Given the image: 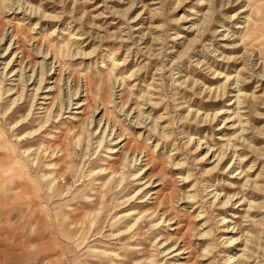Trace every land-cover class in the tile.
Masks as SVG:
<instances>
[{"label": "rangeland", "instance_id": "rangeland-1", "mask_svg": "<svg viewBox=\"0 0 264 264\" xmlns=\"http://www.w3.org/2000/svg\"><path fill=\"white\" fill-rule=\"evenodd\" d=\"M209 1L0 0V264H264V0Z\"/></svg>", "mask_w": 264, "mask_h": 264}, {"label": "bare ground", "instance_id": "bare-ground-1", "mask_svg": "<svg viewBox=\"0 0 264 264\" xmlns=\"http://www.w3.org/2000/svg\"><path fill=\"white\" fill-rule=\"evenodd\" d=\"M127 1V0H126ZM210 4L211 7H213V4H218L219 3V7L220 8H233L234 7H237L239 6V8H244L242 9L239 13L235 14V16L239 15V14H242V13H245L246 11L247 12H251L250 15H248L247 17H244L242 18L243 21L240 22V24L238 23L237 25V30H241V31H244L246 30L249 25H248V22L251 20V16L253 15V10H252V7H250L248 4H244L243 0H210L208 2ZM174 4V3H173ZM209 7V6H208ZM210 7V8H211ZM19 8V7H18ZM1 10V9H0ZM229 14V13H228ZM42 16V15H41ZM240 19V18H239ZM149 24V23H148ZM147 30V29H146ZM196 40V39H195ZM194 40V41H195ZM197 43V42H196ZM231 55V54H230ZM259 60V59H258ZM260 61V60H259ZM248 62V61H247ZM258 62V61H257ZM22 67V66H21ZM264 73V72H263ZM258 80V79H257ZM194 84V83H193ZM206 92V91H205ZM9 93V92H8ZM215 96V95H213ZM21 99V98H20ZM15 105V104H14ZM84 105H86V103H84ZM83 109V108H82ZM85 111V110H84ZM84 111L81 112V114L83 115L84 114ZM84 117V115H83ZM89 123V122H88ZM127 144V143H126ZM153 215V214H152Z\"/></svg>", "mask_w": 264, "mask_h": 264}]
</instances>
